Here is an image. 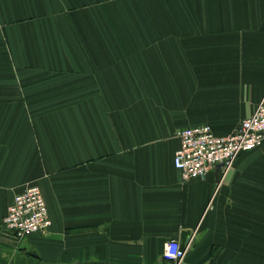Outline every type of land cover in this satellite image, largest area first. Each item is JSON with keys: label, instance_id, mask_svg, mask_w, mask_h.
<instances>
[{"label": "crops", "instance_id": "crops-1", "mask_svg": "<svg viewBox=\"0 0 264 264\" xmlns=\"http://www.w3.org/2000/svg\"><path fill=\"white\" fill-rule=\"evenodd\" d=\"M264 102V0H0V264H264V145L183 179L177 131ZM36 184L52 221L4 224Z\"/></svg>", "mask_w": 264, "mask_h": 264}, {"label": "built area", "instance_id": "built-area-1", "mask_svg": "<svg viewBox=\"0 0 264 264\" xmlns=\"http://www.w3.org/2000/svg\"><path fill=\"white\" fill-rule=\"evenodd\" d=\"M210 125H200L177 131L180 146L174 157L175 166L182 171L183 179L205 178L214 168L220 167L225 178L238 156L244 151L264 145V102L245 118L234 133L216 135ZM40 187L30 184L15 195L4 217L6 228L21 240L24 237L46 231L52 224ZM187 248L176 238L168 239L164 257L180 264Z\"/></svg>", "mask_w": 264, "mask_h": 264}]
</instances>
